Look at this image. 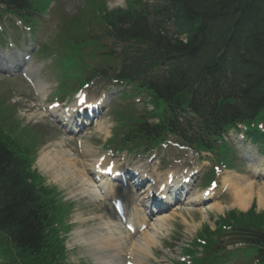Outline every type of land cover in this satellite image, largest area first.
<instances>
[{
    "label": "trees",
    "instance_id": "16d2710c",
    "mask_svg": "<svg viewBox=\"0 0 264 264\" xmlns=\"http://www.w3.org/2000/svg\"><path fill=\"white\" fill-rule=\"evenodd\" d=\"M129 4L128 9L107 11L104 18L120 40L134 47L135 75L161 78L155 86L158 95L173 89L170 83L192 79L203 87L216 77L232 87L238 74L247 92L258 81L264 83V0H162L156 5L130 0ZM170 21L174 33L164 28ZM177 33H187V41ZM162 66L169 68L156 75L153 70ZM16 172L18 161L0 136V242H6L9 252L15 250L31 264H40L47 215L26 185H16Z\"/></svg>",
    "mask_w": 264,
    "mask_h": 264
},
{
    "label": "rangeland",
    "instance_id": "374dc122",
    "mask_svg": "<svg viewBox=\"0 0 264 264\" xmlns=\"http://www.w3.org/2000/svg\"><path fill=\"white\" fill-rule=\"evenodd\" d=\"M107 4L110 8L117 7L119 5H124L125 0H106ZM83 0H61V3L58 8L57 14L54 15V18L51 20L50 24L46 26L44 31H39L40 34H45L46 36H52L54 38L57 33L61 31L60 29V21L61 19L66 16L70 17L72 15L77 14V12L81 9V6L83 4ZM38 107L36 106V103L33 101V97L30 94V92L21 85V82L18 80H6L5 78L0 77V113L3 115H9L8 121L5 123L6 129L9 128V125H11L10 120H20L24 124V126H28L25 128H21L18 126L20 133H18L20 139L23 141L24 145L29 148L30 153L33 155H36L38 153V150L41 146V148H44L45 146L49 145L50 147L54 146L55 142L59 139H65L64 142H66V148L74 151L75 156L79 159V165H81L80 158H83L80 154H78L77 147L75 146V140H71L70 137L66 136L61 133V131L56 128L50 121L46 120L45 118L42 119L41 116H39L40 111L37 110ZM113 107L110 108V112H106L103 125L107 126L108 128H111L114 125L113 122ZM34 118H30L33 117ZM99 130V127H97V131ZM39 132V133H38ZM99 135V134H98ZM65 137V138H64ZM90 142H97L102 144V142H105L104 136L101 139H90L89 134L85 136ZM45 140V141H44ZM44 142V143H43ZM101 145L96 147L97 149L100 148ZM54 153V152H53ZM236 163V162H235ZM238 166L239 164L236 163ZM73 174L70 173V171L67 172V183H61L59 185V189L63 190V196L67 199L72 198L80 200L79 204H76V209L74 210L72 216H78L80 215L82 217V220L79 221L78 226L75 228V230H82L84 232V235L87 237H91L95 230H103L101 225H103L105 222L110 221V225L114 228L119 229L120 231H123L122 225L118 222L115 215L113 214L111 208L109 205L105 204L102 201H99L91 196H85L82 194V187L80 181L76 179H72ZM47 176H51L50 174H47ZM52 177V176H51ZM53 178V177H52ZM49 179V181H53V179ZM71 191H75V195L71 193ZM231 192L223 197L221 200L222 204L227 205L229 204L231 199ZM62 206L71 212L73 210V207H70V204L64 203L63 201H59ZM229 208V207H225ZM133 210V207H131ZM179 214V213H178ZM184 216H187L189 218L190 223L187 224L184 229L181 231L184 233L183 239L181 238L178 244H173L171 247L172 250L177 249L180 247L186 240H189L194 234L198 227H201V225L204 223L205 220L209 221L210 223H213V220L215 219L216 212L213 210H208L206 216L204 217L203 213L196 210L192 213L190 210L183 211ZM69 215V213H67ZM182 217L179 218L178 216H175L172 220L174 222L179 221ZM176 224H179L177 222ZM70 240V239H69ZM129 240V239H128ZM74 242V241H73ZM74 246V245H72ZM93 249H86V250H79L78 253H75V257L78 260L80 256V252L84 253H91ZM106 253L108 254H114V250H111V247L106 246ZM73 254V253H72ZM107 254V255H108ZM89 264H93V262H89Z\"/></svg>",
    "mask_w": 264,
    "mask_h": 264
},
{
    "label": "bare ground",
    "instance_id": "6f19581e",
    "mask_svg": "<svg viewBox=\"0 0 264 264\" xmlns=\"http://www.w3.org/2000/svg\"><path fill=\"white\" fill-rule=\"evenodd\" d=\"M44 86H40V89L43 91ZM54 148L49 149L46 152H42L40 161L42 165L47 168V170H51L52 175L54 177V181H61L62 183H66L67 179H62V174L66 173L68 170L76 171L75 178H77L83 186H85L84 191L89 192L90 194H95L93 187L94 179L90 176L91 170H94V163H85L84 168L80 167L79 160L75 156L72 150L66 148V142L62 140H58L54 144ZM57 147V148H56ZM84 151L89 152L91 151L89 148H84ZM54 152L53 156L51 155ZM260 169V168H259ZM258 168H254V173H264V169L259 171ZM93 174V173H92ZM239 178V177H238ZM236 179L232 182L230 189L233 191L234 203L232 202L233 207H241L243 209L248 208L251 204L252 199L254 198L255 194L258 195L259 205L264 207V184H257L251 180L240 178ZM87 187V188H86ZM113 185L109 184L108 191L111 193L113 191ZM144 197L138 196V200L142 203L143 207H146V201L143 200ZM215 207L218 210L222 209V203H214L209 206ZM146 212V209H145ZM145 215V213H144ZM146 215L141 218L139 217V222L145 220ZM170 217L165 216L163 219H160L156 223V230L161 229L163 227L164 222H166ZM110 221L105 222L101 227L103 230H95L93 233L92 238H89L92 242L96 243V248L100 251L106 250L104 245H100L101 239L107 241L111 247V250H114V255H107L106 257H100L101 261H106L109 259L108 263L104 264H121L124 258L125 250L123 243L125 244L124 237L127 236L117 228H114L110 225ZM82 232H76L77 238L81 237V242L88 243L87 239L82 237ZM157 232V231H156ZM119 235V236H117ZM156 242L155 235L151 234L148 231H144L143 233V241L137 242L135 245L139 246V258L138 264H144L145 257L148 256V252L150 251L151 246ZM102 244V243H101ZM96 255L95 253H93Z\"/></svg>",
    "mask_w": 264,
    "mask_h": 264
}]
</instances>
